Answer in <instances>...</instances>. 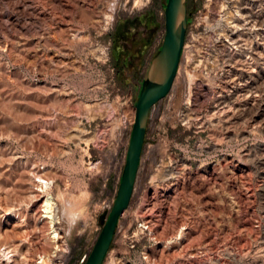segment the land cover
I'll use <instances>...</instances> for the list:
<instances>
[{
	"label": "rangeland",
	"instance_id": "rangeland-1",
	"mask_svg": "<svg viewBox=\"0 0 264 264\" xmlns=\"http://www.w3.org/2000/svg\"><path fill=\"white\" fill-rule=\"evenodd\" d=\"M165 2L0 0V241L18 246L16 264L85 263L116 198ZM187 13L102 264H264V0H187ZM228 49L242 70L207 77ZM232 81L253 89L232 98Z\"/></svg>",
	"mask_w": 264,
	"mask_h": 264
},
{
	"label": "water",
	"instance_id": "water-1",
	"mask_svg": "<svg viewBox=\"0 0 264 264\" xmlns=\"http://www.w3.org/2000/svg\"><path fill=\"white\" fill-rule=\"evenodd\" d=\"M187 0H166L164 38L151 59L135 101V120L114 204L84 264H102L114 240L119 218L131 201L152 106L170 92L180 64L188 26Z\"/></svg>",
	"mask_w": 264,
	"mask_h": 264
},
{
	"label": "bare ground",
	"instance_id": "bare-ground-1",
	"mask_svg": "<svg viewBox=\"0 0 264 264\" xmlns=\"http://www.w3.org/2000/svg\"><path fill=\"white\" fill-rule=\"evenodd\" d=\"M240 76V75H239ZM236 77L235 79H234V81L235 80H237L238 78H240V77ZM234 81H232V82H230L231 84H232V86L230 87V88H232V91H230L233 95H232V98H234V97H237V96H235V94H234V92L237 94L238 92H240V91H246V90H248L249 92H250V90L251 89H253V85L252 84H249L248 82H246V84H244V85H242V88L241 89H237V87H235V85L233 84V82ZM249 84V85H248ZM239 88V87H238ZM237 90H239V91H237ZM248 93V92H247ZM239 96V95H238ZM243 96V95H242ZM230 101V100H229ZM234 102V108L236 109V107H238L237 105H238V99L237 98H235L234 100H233ZM221 104L222 103H225L224 101H222V102H220ZM219 103V104H220ZM232 103V102H231ZM227 104V103H226ZM217 105V104H216ZM216 105H215V107H216ZM219 106V105H218ZM224 106H225V104H224ZM231 107V106H230ZM223 108H221V110H222ZM218 110H220V109H218ZM252 114H254V113H252ZM139 170V169H138ZM38 172V171H37ZM170 177H172V176H170ZM35 178V177H34ZM38 184H39V187H37V188H39L41 191H44L45 193H46V195H44L45 196V198H44V201L42 202V204H41V217L43 218V220L44 219H47L48 220V223L50 224L49 226L51 227V228H53V224H54V222L55 221H58V217H57V213H56V205H55V203H54V200H53V198H52V196L47 192V189L49 188V183L47 182V181H45V180H43V179H41V178H39L38 179ZM136 183V182H135ZM134 187H135V185H134ZM31 193H33V192H31ZM30 193V194H31ZM32 195V194H31ZM36 197V196H35ZM153 213V212H152ZM21 214V213H20ZM6 215H8V217L9 218H11V219H15V221L16 222H18V221H21L20 222V224H22V222L23 221H25L23 218H24V216H21V215H19V213L18 214H16V213H12V212H9L8 214H6ZM26 215V214H25ZM40 219V218H39ZM15 224V223H14ZM148 224V223H147ZM149 225H147L146 227H148ZM152 226V225H151ZM22 227V226H21ZM49 227V228H50ZM145 227V228H146ZM149 228V227H148ZM20 229V228H19ZM24 229V228H23ZM28 229V228H27ZM55 230V229H54ZM53 229L51 230L52 232H50L49 234H52V240H54V239H56V240H58V239H60V236L58 235V233H56L55 231H54ZM185 230V229H184ZM29 231V230H28ZM50 231V230H49ZM182 234V233H181ZM180 234V235H181ZM1 235V234H0ZM28 236V235H27ZM28 237H30V236H28ZM181 237H182V235H181ZM178 238V237H177ZM26 239V238H25ZM179 239V238H178ZM55 240V241H56ZM20 241V240H19ZM25 241V240H24ZM24 241H22V244H24L25 242ZM24 242V243H23ZM13 243V242H12ZM11 243V244H12ZM10 244V243H9ZM19 245V244H18ZM16 247H18L17 245H15ZM57 246V245H56ZM16 247H14V246H12V245H7V244H1V241H0V264H3V262L5 263V264H16V258L17 257H19L20 256V253H19V250H18V248H16ZM20 247V246H19ZM56 248H59V246H57ZM28 250V249H27ZM25 255V254H24ZM5 258V259H4ZM47 259V257L46 256H43V257H38V260H40V262H39V264H45L47 261H46V259ZM48 260V259H47ZM23 261V260H22ZM50 261V260H49ZM19 263V262H18ZM48 263V262H47ZM51 263V262H50Z\"/></svg>",
	"mask_w": 264,
	"mask_h": 264
},
{
	"label": "built area",
	"instance_id": "built-area-1",
	"mask_svg": "<svg viewBox=\"0 0 264 264\" xmlns=\"http://www.w3.org/2000/svg\"><path fill=\"white\" fill-rule=\"evenodd\" d=\"M204 19H206L204 17ZM184 47H185V43H184ZM183 47V49H184ZM183 49L181 52V58H180V62L183 56ZM245 56L241 53H237L236 51H233L232 49H228V51H225L223 53H217L215 55V57L213 58V64L215 65L214 67L211 68V70H213V72H210V75H207V77H211L212 79H219L217 77V74H219L220 76L223 75L222 73V68H227L225 72L227 73H233L236 71H241L243 65L245 64ZM201 62V61H200ZM180 65V64H179ZM220 65V67H219ZM156 105V104H155ZM155 105L152 106V108L150 109L149 112V117H148V121L149 118L151 116L152 111L155 108Z\"/></svg>",
	"mask_w": 264,
	"mask_h": 264
}]
</instances>
